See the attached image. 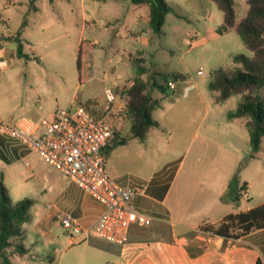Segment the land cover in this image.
I'll return each mask as SVG.
<instances>
[{"label": "rangeland", "instance_id": "obj_1", "mask_svg": "<svg viewBox=\"0 0 264 264\" xmlns=\"http://www.w3.org/2000/svg\"><path fill=\"white\" fill-rule=\"evenodd\" d=\"M92 1L93 9L89 0H37L39 8L54 9L60 14L65 32L55 28L51 36L56 39L35 48L34 56L45 63L30 62L29 72L36 80L46 69L64 68L70 85L66 87L60 109L71 108L73 99L95 115H109L117 124L116 136L109 146L122 138L128 141L111 151L107 171L120 186L146 189V194L137 196L132 204L138 213L151 218V225L133 231V240L144 245L129 246V243L123 248L98 237L73 239L57 216L53 218L49 214L53 215L57 209L63 214L64 204L71 195L80 191L83 200L85 193L38 153L0 136V186L3 181L12 205L25 198L34 200L30 221L24 225L20 240L28 253L20 255L11 248L7 256L11 264H117L121 253L119 264H192L188 256L182 255L184 248L211 250V235L199 231V227L246 208L247 198L236 201L229 185L240 188L247 181L252 185L250 202L264 200V139L260 151L253 153L248 128L242 124L244 119L229 117L238 108L242 95L217 104L218 94L209 87L216 69L233 70L235 56L252 57V53L236 31L219 33L224 15L212 0H165L176 12L167 15L164 34L156 36V43L150 47L130 35L116 42L112 40L111 29L105 32L107 16L115 9L123 17L136 7L130 0ZM29 7L28 0H0V16L11 14L10 28L1 22L0 29L13 32L24 20L17 12L25 13ZM248 9L247 0H237L239 20ZM86 13L88 22L83 30ZM141 29L148 30V23L142 24ZM83 36L86 43H97L86 49L79 69L77 58ZM26 48L29 53V46ZM140 48L145 50V64L150 70L166 74L182 70L187 76L184 82L172 79L179 92L172 90L169 95L154 92L160 101V107L153 112L159 126L151 128L143 141L130 137L132 121L127 115L126 94L134 84L138 64L137 58L131 59L130 52L138 57ZM54 50L59 51L57 55ZM100 52H107V59H102ZM119 56H124L126 61L118 62ZM49 57H55L56 62L49 61ZM106 75L109 78L105 82ZM120 78L123 80L114 91L118 103L125 107L117 108L118 114L112 110L105 112L104 90L106 86L113 89L114 82ZM17 81L18 76L0 69V116L8 120L23 116L16 107L26 98L27 90L18 89ZM78 84L82 85L80 89L76 87ZM31 100L34 103L36 97ZM167 185L168 195L162 202L160 193L167 192L164 191ZM154 191L158 200L152 197ZM186 227L196 228L192 231L206 240L197 239L180 246L179 231ZM173 231L177 238L171 242L173 245L149 243L168 237ZM141 234L147 237L140 239Z\"/></svg>", "mask_w": 264, "mask_h": 264}, {"label": "trees", "instance_id": "obj_2", "mask_svg": "<svg viewBox=\"0 0 264 264\" xmlns=\"http://www.w3.org/2000/svg\"><path fill=\"white\" fill-rule=\"evenodd\" d=\"M34 1V0H32ZM135 5H148L150 8V25L156 35L163 33L166 17L175 13V9L165 0H131ZM223 12L224 21L219 33L236 31L243 40L252 57L240 54L234 57L236 67L233 70L219 68L212 74L210 89L216 92V103L226 102L235 95H242L238 108L230 113L232 119H247V128L250 135V144L253 153H258L264 139V0H247L249 9L241 20L238 19L236 7L237 0H212ZM27 25L25 19L22 27ZM8 38L17 43L19 56H23V44L19 38ZM85 46L81 44L77 63L79 69L85 57ZM28 57V56H26ZM136 73L133 85L127 90V115L132 121L131 138L145 140L151 128L158 127L159 123L153 117L155 109L160 107V101L154 96L158 91L163 95L172 92L171 84L175 81H186L187 76L181 72L170 74L158 70H150L143 58L136 60ZM173 79V80H172ZM10 140V139H9ZM127 138L116 141L113 146L106 149L109 158L111 151L119 145H125ZM254 157V155H252ZM234 199L240 200L241 189H247V184L238 188L229 185ZM168 185L164 191H167ZM164 194V193H163ZM34 200L25 198L16 205H12L8 198L7 188L3 181L0 186V264H11L7 251L14 248L15 252L24 255L27 249L22 243L24 225L30 221V209ZM264 229V205L250 210L230 213L218 222L204 223L199 231L218 236L224 239L239 240L253 232ZM197 231L192 235L196 236ZM199 253V252H198ZM198 256L197 253H192ZM256 264H264L258 259Z\"/></svg>", "mask_w": 264, "mask_h": 264}, {"label": "crops", "instance_id": "obj_3", "mask_svg": "<svg viewBox=\"0 0 264 264\" xmlns=\"http://www.w3.org/2000/svg\"><path fill=\"white\" fill-rule=\"evenodd\" d=\"M28 1L30 3V7L28 8V11L25 12L27 18V25L24 28L22 27L23 22L25 20V13L24 11H20L17 12V14L19 13V16L24 17V20L22 18L20 25L17 26L13 30V32H11L10 29L6 31L0 29V69L1 71L10 72L11 75H15L16 77L18 76L16 87H18V89L24 88L25 90H27L26 98L22 100L16 107L23 112V116H28L34 119L44 116L53 117L58 111L62 110L60 109L59 105L61 100L66 98L65 90L66 87L70 85L68 84V82H66V79L69 77V75L66 74V70L64 68L57 67L52 68V71L50 69H46L43 73V76L38 77L35 80L33 73L29 72L30 62L34 63L36 60L38 63H45L42 58L38 59L36 56H34L37 54L35 48L37 46L45 45L47 42H51L56 39V37L52 38L51 36V33L55 30V28H59L63 32H65V29L61 28L62 20L59 18L60 14L57 11H55L54 9L43 10L39 8L36 5L37 0ZM130 2L132 1L130 0ZM89 6L91 9H93L95 6V2L89 0ZM134 6L136 7L129 9L126 14H123V17H121L122 13L118 11V9H115L114 13H112L111 16H107L105 32L108 29L112 30L113 41L117 42L118 39H125L127 36L130 35L132 37H136V39L141 42L145 47H150L156 43V36H158L153 32L150 25V8L148 5L134 4ZM144 6H146V9H142ZM6 15L7 16L4 18L1 14L2 17L0 16V23H4V26L6 28H10L9 22L11 21V14L7 13ZM87 16V13L84 14L83 30H86L84 26H86L88 22ZM146 23H148V30L141 29V25ZM150 31H152L151 34ZM19 32H21L19 38L24 46L23 56L18 55L16 41L8 40V38H16ZM163 34L164 27L163 33L161 35ZM86 40V36H83L80 40V42H82L81 44H84L85 50H90V46L94 47L97 43V41L86 43ZM27 45L29 46V53L27 52ZM89 50L87 51L89 52ZM53 52L57 55L59 51L54 50ZM30 53L31 55H33L31 56ZM137 55L138 57L143 58L144 60L146 59L145 50L142 48L137 50ZM100 56L104 60L107 59V52H100ZM130 56L133 61L134 59L138 58L131 52ZM49 61L55 63L56 58L49 57ZM125 61L126 58L124 56H119L118 62L123 63ZM178 72L184 73L182 70ZM108 78V75H106L104 81L106 82ZM122 80V78L116 80L114 82L113 89L117 88V86L121 84ZM76 87L77 89H80L82 85L78 84ZM106 88H108V86H106ZM173 91L174 93L179 92L177 91L176 86ZM32 97H36L34 103H32ZM92 100H90V102H93ZM73 101L74 100L72 99V103L75 102ZM104 105H102L105 108L103 109V111L107 112L106 105ZM122 107H125V105L121 106L117 101L114 104V107L111 112L118 114V109L121 110ZM242 119H244L242 121V124L247 127V119ZM244 184H247V196H243L242 198H247L248 203L246 205V208H243V210L236 211L235 213L247 211L254 207L264 205V200H260L256 204H252V202H250V200H253L252 185L247 181L244 182ZM80 193L81 192L79 191L77 192V194L71 195V198L65 202V211H63V214H71L73 217L79 219L84 226H88L98 219L102 212V207L95 201H93L86 193L82 198L83 200H81L79 197ZM155 193L156 191L153 192L154 196L152 197L158 200L156 198L158 196H156ZM167 195L168 190L167 192H165V194H162L161 192L160 197L162 198V200L160 201L164 202L167 198ZM60 212L62 211L60 209H57V211H55L53 215L49 214V217L53 216V218H55L56 216H58V214H60ZM226 215L228 214H224V216L215 218L214 221L211 223L220 221ZM137 228L139 227L134 226L131 230L129 246L144 245V243H142V241L140 240H133V231ZM195 229L196 228L194 227H186L185 229L179 231L181 235L179 241L182 242L180 243V246H183V244L189 245V243H193L197 239L206 240V238L201 237L199 234H197L196 236L187 235V233H192V230ZM175 234L176 231H173L170 236H162L160 238L150 240L149 243L157 246H171L173 245V243H171L173 239H177ZM142 237L147 236L142 234L139 235L140 239ZM208 241H210V239ZM17 243H20V240ZM194 248L195 247H186L181 251L183 256L186 255L191 261H193L192 264H256L259 258L264 261V229L253 232L250 235L243 237L239 240L224 239L218 236L211 235V250H205L202 252L196 251L198 249ZM124 251L125 249L123 250V252ZM191 252L197 253L199 255L193 256L191 255ZM121 258L123 257L120 253L119 262ZM119 262L117 264H119Z\"/></svg>", "mask_w": 264, "mask_h": 264}, {"label": "built area", "instance_id": "obj_4", "mask_svg": "<svg viewBox=\"0 0 264 264\" xmlns=\"http://www.w3.org/2000/svg\"><path fill=\"white\" fill-rule=\"evenodd\" d=\"M117 98L114 89L104 90L107 111L113 109ZM116 133L117 124L111 118L95 115L77 101L53 117L8 120L0 116V136L38 153L102 207L98 219L88 226L71 214H58L65 231L73 239L95 236L125 248L132 228L151 225V218L138 213L132 204L137 196L146 194V189L120 186L107 171L106 149ZM240 194L247 196V189H241Z\"/></svg>", "mask_w": 264, "mask_h": 264}]
</instances>
